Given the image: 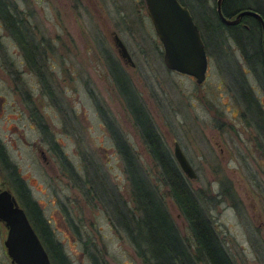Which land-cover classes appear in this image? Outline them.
<instances>
[{"label":"rangeland","instance_id":"1","mask_svg":"<svg viewBox=\"0 0 264 264\" xmlns=\"http://www.w3.org/2000/svg\"><path fill=\"white\" fill-rule=\"evenodd\" d=\"M186 1L197 21L203 13L211 15L204 7H214L216 0ZM6 3L17 17L24 19L34 41L42 46L43 56L36 63L40 69L32 67L0 15V95L5 99L0 112V134L9 136V153L21 175L31 178L28 181L39 211L51 220L55 236L63 241L72 263L142 264L133 242L118 223L125 211L122 202L127 203L131 213L135 202L124 160L119 153L107 159L117 146L103 119L106 116L131 144L138 169L157 188L182 236L193 240L117 86L109 66L114 61L125 72L169 156L175 162V141L185 152L197 174L196 179L188 180L189 185L200 196L201 206L234 264H264V154L256 149L264 138L258 137L249 115L244 112L241 117L238 91L243 85L235 68L250 88H257V82L231 38L230 28L223 26L220 35L208 33L210 38L219 35L220 39L206 49V80L197 84L194 78L165 67L163 46L143 0H6ZM239 5L264 10V0H231L228 7ZM247 31H251L250 26ZM115 34L127 46L134 67L120 55ZM245 42L242 46L251 54L249 40ZM253 43L257 44L255 40ZM254 61L257 62V56ZM42 77L46 79L45 88L40 82ZM40 93L44 96H39ZM32 97L48 117L49 136L58 141V149L52 154L60 151L67 154V161L85 179L86 194L71 189L51 192L48 186L52 182L65 184L59 182L57 175L62 174L60 168L64 165L52 159L45 168L36 145L31 146L23 139L39 146L37 142L44 134L40 135L35 128L31 131L24 118L12 120L7 126L4 123L2 114L18 118L20 111H28L25 106L32 104ZM67 173L70 176L71 172ZM1 181L0 176V186ZM112 200L120 204L116 209L106 203ZM63 220L69 228L75 226L79 231L76 234L71 230L75 239L59 230ZM3 230L6 240L8 229L4 226ZM2 249L0 238V264H13Z\"/></svg>","mask_w":264,"mask_h":264},{"label":"trees","instance_id":"2","mask_svg":"<svg viewBox=\"0 0 264 264\" xmlns=\"http://www.w3.org/2000/svg\"><path fill=\"white\" fill-rule=\"evenodd\" d=\"M179 1L189 8L186 0ZM230 1L225 0L223 2L222 11L225 16L232 18L245 7L239 5L231 9L228 7ZM204 9L211 15L203 13L204 15L198 16L199 20H195V23L200 29L205 49H207L210 44L215 46L219 42L221 29L225 25L220 22L215 5L211 8L205 6ZM257 10L263 13L262 9ZM0 15L10 28L12 35L20 43L26 57L29 60L32 59V50L34 48L32 47V42L34 39L24 19L17 17L11 11L6 0H0ZM243 23L250 26L251 31L248 32L239 25L228 26L231 31V38L238 45H246L245 40L248 39V43L252 46L253 40H255L257 42L256 50L257 47L260 49L261 28L259 23L251 16H245ZM231 29H236V31L232 32ZM217 32L219 34L218 38L209 37L208 33L214 34ZM246 50L244 47L243 52L247 59L255 56V50L251 48L252 51L249 50L251 54ZM114 64L112 67H114L113 72L117 86L133 114L136 126L148 147L149 153L153 157L156 166L160 169L159 174L162 176L163 183L168 187V194L186 220L193 238V240H189V238L186 239L182 236L166 211L157 188L150 184L138 169L135 155H132L131 152H126L124 163L131 181L135 208L132 213L123 211L118 218V223L133 242L137 258L140 259L142 264H234L218 240L211 222L201 206L200 196L190 187L188 182L190 179L182 174L176 161L174 162L167 153L148 112L138 99L136 92L130 87L125 72L116 62ZM247 64L253 73L262 74V54H260V51L257 62L250 60ZM235 69L240 77L241 73L237 68ZM242 81L244 82V80ZM246 88L248 87L243 83V93H245ZM252 105L249 103L246 106L245 115H249V117L252 114ZM250 120L254 121L252 118ZM72 170L70 166L68 171L71 172ZM35 208L39 211V207L35 206ZM35 228L37 230L40 229L36 225ZM39 236L53 264H73L62 245L56 240L41 233Z\"/></svg>","mask_w":264,"mask_h":264},{"label":"water","instance_id":"3","mask_svg":"<svg viewBox=\"0 0 264 264\" xmlns=\"http://www.w3.org/2000/svg\"><path fill=\"white\" fill-rule=\"evenodd\" d=\"M155 33L163 46V63L169 70L192 76L197 84L206 79L208 57L205 44L189 8L179 0H143ZM225 0H216V12L220 22L225 26L240 23L243 16L257 19L262 29V46L264 51V19L251 9H244L232 18L223 14ZM120 55L131 66L134 60L118 34L114 37ZM173 155L182 173L190 180L197 174L182 152L178 142H173ZM0 219L9 228L6 239L8 253L17 264H51L50 255L40 236L25 212L18 205L8 190L0 193Z\"/></svg>","mask_w":264,"mask_h":264},{"label":"flooded vegetation","instance_id":"4","mask_svg":"<svg viewBox=\"0 0 264 264\" xmlns=\"http://www.w3.org/2000/svg\"><path fill=\"white\" fill-rule=\"evenodd\" d=\"M244 9H251V10H254V11L258 12L262 16V18L264 19V14H263L264 10L262 8H260L258 6H251V7H245ZM244 9H242V10H244ZM257 9H262L263 13L259 12V10H257ZM11 11L14 13V10H11ZM244 18H245V16H243L241 18L240 23L237 24V25H239L241 28H245L246 30H248L249 26L243 23ZM255 20L259 23V26L261 28L260 22L257 19H255ZM233 26H236V25H233ZM115 35H114V37H115ZM32 43H33L32 47H34L33 50H32V59L29 60L27 58V60L29 61V64H32V67L39 68V66L36 65V63H38V61H40L42 59V57H41V56H43L42 55V53H43L42 46L40 44L36 43L35 41H33ZM19 45H20V43H19ZM255 47H256L255 44H253L251 46V48L253 50H255ZM260 47H261L260 49H258V47H257V50H255L256 51L255 56L254 57H250L248 59L246 58V56H245V54L243 52V48L244 47L242 45H240V44L237 47L241 51V53L244 55V58L247 61V63L250 60L252 62H254V59H255L256 56H257V60H258L259 51H260V54H262V67H261L262 74L259 75L257 73H253L252 72V74L254 75V78H255V80L257 82V85H256L257 88H255V87L254 88H250L247 85L248 83H247L246 78L243 79L242 75L240 76V80L241 81L244 80V82L242 81V85H243V83H245V85L248 88L245 89V93H243V89L241 91H238L239 95H240L241 102H242V104L241 105L238 104V106L240 108L239 110H241V117H242L244 115L245 110H246V106L249 103L253 104L252 105V108H253L252 109V114L250 115V117L252 119H254L253 124H254V127L259 132L258 137H263L264 138V51H263V46H262V29H261V45H260ZM118 50H119V48H118ZM114 63H115L114 61H111L110 65H109L113 76H114V72H113L114 67H112V66L115 65ZM128 64H130V63H128ZM170 71H172V70H170ZM39 76L41 77V75H39ZM206 76H207V73H206ZM189 77L191 79H193L192 76H189ZM43 80H44V82H43ZM45 80L46 79H44V78L43 79L40 78V82L42 83V86L44 88L47 86L45 84L46 83ZM44 90L47 91V89H44ZM32 96H33V94H32ZM39 96L42 97L44 95L42 93H40ZM52 96L53 95L51 93V97ZM55 99H58V98H55ZM4 100H5L4 97L0 95V112L3 111V108L5 106ZM34 101H35V99L32 97V104H30L27 107L25 106V108H27L29 112L23 109L22 111L19 112L20 116L18 118L17 117L13 118L11 116V114L8 117H7L8 114H6V115L2 114V117L5 116L4 123L7 126V125L10 124V122L12 120L16 121L17 119L21 120V119L24 118V119L28 120L29 129L31 131H32V129L33 130L38 129L40 135H41V133L44 134V137L43 136L40 137L39 141L37 142V143H39V146H37L38 144H36V142L30 143L24 137H23V139L25 140V143L30 144L31 146L35 147V145H36V147L38 148L37 150L40 152V154L43 157V160L45 161V164H44L45 168L47 166L51 165V163L53 162L52 159H55L57 163L60 164V162H61L62 165H64V167L60 168L62 170V171H60L62 174L59 175L57 173V175L59 176L58 177L59 178V182H61V183L64 182L65 184H58V183H53L52 182V184H50L48 186V188L50 189L51 192L58 193L60 191H65V190H70L71 189L72 191H79V192L82 191L84 194H86V192L84 190V185H83L84 182H85V179H83L78 173H76L74 168L72 167V165L67 161V154L64 153V152L62 153V151L58 152V154H56V155L52 154L53 150H57L58 149V141L57 140L55 141L53 137L49 136L50 128H49L48 123H47L48 117L43 113V111H41L35 105ZM59 101L61 102V100H59ZM41 107H43V106H41ZM103 116H106V115L103 114ZM65 119H66V122H69V120H68L69 116H66ZM103 119H105V122L107 124V128L110 131L109 134H110V136L112 138L115 139L116 146H117V149H116L117 151L115 150L116 153L114 152L113 154H109L107 159H111V156H115V155H117V153H119L120 157H122V159L125 161V157L124 156H125L126 152H128V153L131 152V154L134 155L133 148H132L131 144H129L127 142L128 140H126V138H124L125 137L124 133L120 132L118 130V127L116 126V123L113 122L112 119L109 116L103 117ZM0 130H2L1 127H0ZM19 136H20V132H19ZM4 137H5V139H4ZM8 138H9V136H4V135L2 136L0 134V176H1V180H2L1 182L3 183V185L0 186V193L2 191H4V190H8L12 194V197H14V199L16 200L18 205L25 210V212H26V214H27V216H28V218L30 220V223L33 225V227L36 230V232L38 233V235H40V233H41V234H44V235H46V236H48L50 238H53L60 245H62V247L64 249L63 241H61L59 238H56V236H55L54 229L51 226V220H47V218L43 215L42 211L40 212V211L36 210L35 206L39 207V204H38L37 200L33 196L32 185H30V183H29L30 181H28V179L31 180V178H25L24 176L21 175V172H19L20 170H19V166H18L17 162L12 159V157H11V155L9 153V148L7 146ZM19 139H20V137H19ZM43 143L45 145V146L43 145L44 147L42 146ZM215 145H218V143L215 142ZM45 147H46V150L44 149ZM262 147H264V143L263 142H259V147H256L257 151L261 155L264 154V149ZM104 150H107V149H104ZM182 152L185 155V152L183 150H182ZM48 153L51 154L52 156H50V155L48 156ZM220 153L223 154V148H220ZM188 161H189V159H188ZM70 166L73 169L71 171L72 173L70 174V176L72 175V179L71 180L69 179L70 176L67 173L68 168H70ZM68 180H70L69 183H68ZM81 186H82V190L80 189ZM89 191L90 190H88V192ZM106 203L108 205L112 206L114 209H116V207L120 205L119 202L116 203L115 200H112V202L107 201ZM122 204L124 205L123 207H125V211L127 213H129V212L131 213L130 209L127 210V207H126L127 203H125V202L123 203L122 202ZM39 219H40V221H39ZM35 225L38 226L40 229L37 230L35 228ZM2 226L3 227L6 226V223L0 219V238H1V244H2V247H3L2 251H3L4 254H6L7 256L10 257V255L8 253V249L6 247V240L3 239L4 230H3ZM60 227H59L60 228L59 230L62 233L70 236L72 239H75L76 236L73 234V232L71 230H73L74 233L79 234V231H76V229H75L76 227L75 226H72V228H69L67 226V224L64 223V220L62 221ZM6 228L8 229V234H9V228L7 226H6ZM8 234H7V237H8ZM64 251H65V249H64ZM11 262L13 264H17V263L13 262L12 258H11ZM51 264H53L52 259H51Z\"/></svg>","mask_w":264,"mask_h":264}]
</instances>
